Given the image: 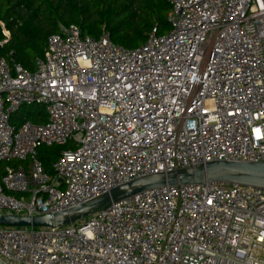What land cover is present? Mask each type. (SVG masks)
I'll use <instances>...</instances> for the list:
<instances>
[{"label": "built area", "instance_id": "1", "mask_svg": "<svg viewBox=\"0 0 264 264\" xmlns=\"http://www.w3.org/2000/svg\"><path fill=\"white\" fill-rule=\"evenodd\" d=\"M139 46L60 24L33 70L0 56V213L67 209L142 175L264 161V0H169ZM7 36L9 33L4 31ZM42 103L46 120L11 115ZM72 141L48 173L41 145ZM17 193L18 195H15ZM6 264H264V187L154 188L57 227L0 225Z\"/></svg>", "mask_w": 264, "mask_h": 264}, {"label": "trees", "instance_id": "2", "mask_svg": "<svg viewBox=\"0 0 264 264\" xmlns=\"http://www.w3.org/2000/svg\"><path fill=\"white\" fill-rule=\"evenodd\" d=\"M169 9V0H0V56L33 70L36 57L43 54L48 37L60 24L77 25L82 34L95 38L105 30L113 42L134 48L154 26L159 33L168 29ZM23 118L45 122L44 105H21L11 115V123ZM73 146L72 141L41 145L37 155L45 170L53 173V163ZM19 162H1L0 177L7 164Z\"/></svg>", "mask_w": 264, "mask_h": 264}, {"label": "water", "instance_id": "3", "mask_svg": "<svg viewBox=\"0 0 264 264\" xmlns=\"http://www.w3.org/2000/svg\"><path fill=\"white\" fill-rule=\"evenodd\" d=\"M214 181L264 187V161L210 160L149 173L114 186L67 209L37 216L0 213V225L62 226L150 189L173 185L204 184ZM0 264L6 263L0 258Z\"/></svg>", "mask_w": 264, "mask_h": 264}]
</instances>
